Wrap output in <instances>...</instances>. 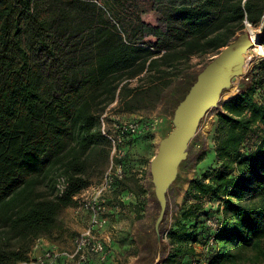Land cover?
Wrapping results in <instances>:
<instances>
[{
  "label": "trees",
  "instance_id": "16d2710c",
  "mask_svg": "<svg viewBox=\"0 0 264 264\" xmlns=\"http://www.w3.org/2000/svg\"><path fill=\"white\" fill-rule=\"evenodd\" d=\"M152 1L166 9L164 27L141 20L154 44L120 34L85 53L72 48L75 37L49 0H0V264L28 259L35 238L55 230L61 211L77 206L73 196L108 164L100 117L116 98L126 112L155 108L193 55L228 45L246 21L260 29L264 44V0ZM246 79L217 113V166L189 181L194 199L216 206L182 209L166 232L164 264H192L202 254L198 245L202 264H264V59ZM138 136L123 145L127 176L115 194L124 190ZM214 214L221 216L215 230L207 224ZM211 236L215 244L207 246Z\"/></svg>",
  "mask_w": 264,
  "mask_h": 264
},
{
  "label": "rangeland",
  "instance_id": "374dc122",
  "mask_svg": "<svg viewBox=\"0 0 264 264\" xmlns=\"http://www.w3.org/2000/svg\"><path fill=\"white\" fill-rule=\"evenodd\" d=\"M49 1L56 9L60 21L68 27L71 32L70 36L74 35L73 37H75L72 40L74 43L72 48L85 53L94 52L105 38H110L114 42L120 34L133 41L145 42L151 46L156 42L155 37L143 32L141 20L153 27H164L165 25L166 9L154 5L152 0H128L133 7L131 10L119 7L115 0ZM253 28L259 35L260 29ZM244 33H246V28L238 31L228 45L218 51L193 55L189 67L173 79L172 84L164 90L155 108H143L132 113L126 112L121 109L117 98L106 108L109 109L108 112L111 116H119L121 119L142 117L148 125L158 119L155 127L151 126L139 134L129 147L130 172L123 188L131 186L136 188L140 194V203H144L148 199L149 203H144L145 207H141L140 210L146 211L145 208L148 204L152 207L148 215L145 213L137 225L147 229L157 226L164 234L172 227L183 208L198 205L201 210H206L216 206L208 199L196 200L188 193V173L194 171L193 168H199L200 165L215 164L213 148L215 146L217 113L221 108V103L239 93L246 86V76L262 58L264 59V52L259 53L255 49L256 46L252 44L240 53L239 56H242L240 60L236 59L232 62L229 70L222 68L228 57L226 55L227 47ZM259 45L264 48V44ZM137 83V79L131 81L132 86ZM252 141L253 138L248 142V145ZM172 153H176V160L173 164L175 166L170 170L172 176L160 183L156 178V174H159V165L165 156ZM109 165L110 160L103 170L93 174V183L101 179ZM145 165H152V168L151 166L145 167ZM137 168L142 169L143 174L147 176L145 183L143 181L136 183L135 180H132V178L135 179L133 174L137 173ZM146 193L147 196H145ZM114 194L113 192L108 193V199L111 197L110 205H108L110 209L111 205L120 204L117 202V200L120 201L117 193L115 196ZM124 204L127 205L125 202ZM76 209L77 207L69 209L72 215L70 218H65L66 216H62L66 210L64 208L59 215V219L62 218L58 220L57 226L62 227L66 224L71 228V222L80 216L79 213H76ZM109 212L108 209L107 215ZM83 218L87 219L85 213ZM110 221L102 231L101 235L104 238L116 230L115 223ZM79 222L82 221L79 220ZM124 225L127 228L134 226L132 215L130 216L128 212L124 215ZM76 233L78 232L74 230L71 236L75 237ZM54 238H58V236H54ZM112 249L110 257L114 253L113 245ZM197 249L202 254L194 261L195 264H202L205 262V252L199 245ZM169 252V242L165 239L162 246V254L165 259ZM108 259L100 262H107ZM125 264H128V261Z\"/></svg>",
  "mask_w": 264,
  "mask_h": 264
},
{
  "label": "built area",
  "instance_id": "2783aa9c",
  "mask_svg": "<svg viewBox=\"0 0 264 264\" xmlns=\"http://www.w3.org/2000/svg\"><path fill=\"white\" fill-rule=\"evenodd\" d=\"M246 24L249 23L246 21ZM108 110L101 114L100 121L101 131L110 141V165L98 182L92 183L73 196L77 202V206H74L77 207L76 213H85L87 216L86 225L73 238V246L70 249H61L55 242L46 247L44 236L35 238L28 252V259L16 264H56L61 259H66L71 264H89L93 259L105 261L111 256L114 234L111 233L105 238L101 234L109 223L108 193L113 192L117 184L124 181L127 176L124 163L119 161L126 152L123 145L128 137L139 135L151 126L155 127L158 119L148 125L142 117L121 119L119 116H111ZM57 185L62 192L65 188L63 177L59 178ZM220 222L219 214L207 218V224L214 230ZM214 244V238L211 236L207 246Z\"/></svg>",
  "mask_w": 264,
  "mask_h": 264
},
{
  "label": "crops",
  "instance_id": "0c3cea01",
  "mask_svg": "<svg viewBox=\"0 0 264 264\" xmlns=\"http://www.w3.org/2000/svg\"><path fill=\"white\" fill-rule=\"evenodd\" d=\"M214 152V151H213ZM138 166V165H137ZM143 167V165H141ZM151 166L152 165H145ZM175 165H159V174H156V178L159 180L160 183L168 179L170 176H172L171 168H173ZM177 166V165H176ZM217 165H200L199 168H193L194 171H190L188 173L189 181L193 179L195 176L203 172L209 167H216ZM144 167V168H145ZM137 173L133 174L135 176V179L132 178V180H135L136 183L139 182H146V175L143 174L142 169H136ZM176 170V167H175ZM150 175V174H149ZM188 181V183H189ZM126 183V182H125ZM147 186V185H146ZM189 186V185H188ZM135 190H129L128 187H124L123 192L116 194L118 196V199L123 200V202L126 204H119V205H111L108 213L110 222L115 225V232L114 234V253L113 256L108 259L107 262H100L97 259H93L89 264H125L128 261V264H164L165 258L162 254V246L165 239L168 242V238L166 236V232L164 234L160 232L158 228L160 227H149L148 229L144 226L137 225L144 217V214L150 212V209L152 208L149 204L145 208L146 211L140 210V207H145L144 205L139 206V203L141 202V199H139V191L134 188ZM187 190V188H186ZM122 194V197H121ZM115 196V194H114ZM147 196V193L145 194ZM111 198V197H110ZM109 198V199H110ZM147 200L144 201V203H149ZM117 202L122 203L121 201L117 200ZM72 207H67L64 211L65 218H70L72 213L69 209ZM127 208V209H126ZM126 212L129 213V215H132V221H134V226H129L128 228L124 225V215ZM80 215L79 218H74V221L71 222V228L68 227V225L64 224L61 226H57L55 228V231L48 234V236H44L46 243L45 246H49L52 242L57 243L61 249H70L73 246V238L71 235H73L74 230L76 232H80L85 224L87 219H84V214H78ZM137 215H141V217H138ZM62 217H60L61 219ZM58 219V220H60ZM81 220L82 222H79ZM77 221V223H76ZM78 233H76L77 235ZM54 236H58V238H54ZM54 239H53V238ZM70 237V238H68ZM72 237V238H71ZM165 237V238H164ZM67 239V240H66ZM43 247V248H46ZM167 257V256H166ZM56 264H71L70 261L66 259L58 260ZM192 264H195V261L192 260Z\"/></svg>",
  "mask_w": 264,
  "mask_h": 264
},
{
  "label": "bare ground",
  "instance_id": "6f19581e",
  "mask_svg": "<svg viewBox=\"0 0 264 264\" xmlns=\"http://www.w3.org/2000/svg\"><path fill=\"white\" fill-rule=\"evenodd\" d=\"M246 33L252 34L253 41H254L253 44L256 45V48H255L256 51H258L259 53H263L264 48H263V46L259 45L261 43L258 39L257 31L250 24H247ZM245 50H246V48H243L240 52H237V53L227 57L226 62L223 63L222 68L225 70H229L232 62L236 59L240 60L242 56H239V55H240V53L244 52ZM175 160H176V153H172L170 155L165 156L162 159L161 165H173L175 163Z\"/></svg>",
  "mask_w": 264,
  "mask_h": 264
},
{
  "label": "water",
  "instance_id": "95a60500",
  "mask_svg": "<svg viewBox=\"0 0 264 264\" xmlns=\"http://www.w3.org/2000/svg\"><path fill=\"white\" fill-rule=\"evenodd\" d=\"M259 36L260 34L258 35V38ZM253 42L254 41H253L252 34L244 33L237 40H235L230 46L227 47L226 55L229 57L237 52H240L243 48H246L252 45Z\"/></svg>",
  "mask_w": 264,
  "mask_h": 264
}]
</instances>
